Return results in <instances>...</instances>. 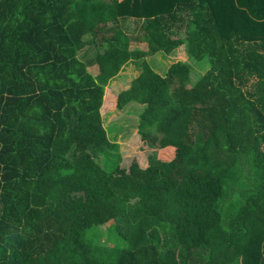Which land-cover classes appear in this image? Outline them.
I'll return each mask as SVG.
<instances>
[{"label": "trees", "instance_id": "1", "mask_svg": "<svg viewBox=\"0 0 264 264\" xmlns=\"http://www.w3.org/2000/svg\"><path fill=\"white\" fill-rule=\"evenodd\" d=\"M0 264H264V0H0Z\"/></svg>", "mask_w": 264, "mask_h": 264}, {"label": "rangeland", "instance_id": "2", "mask_svg": "<svg viewBox=\"0 0 264 264\" xmlns=\"http://www.w3.org/2000/svg\"><path fill=\"white\" fill-rule=\"evenodd\" d=\"M130 27H136V24L130 22ZM143 47V46H142ZM85 51V50H84ZM90 54V53H89ZM182 61L187 63L188 65L193 67L194 74L192 76L193 81L202 76L205 72L201 66L194 65L189 57L187 49L185 46H182L175 51H173L170 55L165 56L164 54H157L148 58V62L156 70L159 74L164 75L169 66L175 62ZM204 67H208V62H198ZM138 75V70L132 64L126 66L123 71L120 73L119 77H117L111 84L110 88L114 91H119L121 89L126 88L129 83ZM141 107V108H140ZM142 105L137 103H131L127 106V108L123 111H113L112 113L105 115L103 117L104 126L107 129L108 137L111 141L118 142L124 148L125 159L123 161V166L128 167L132 160L137 156L139 150L138 145L136 144V140L134 138V134L137 130L138 123V114L142 111ZM247 168V167H246ZM244 169L245 172L248 169ZM229 204V203H228ZM230 205V204H229ZM103 225L100 227L99 235L102 239H109V243H116L117 237L115 236V231L111 229V226ZM110 231V232H109ZM95 232L94 229H89L87 231V235L91 237ZM108 243V241H107Z\"/></svg>", "mask_w": 264, "mask_h": 264}]
</instances>
